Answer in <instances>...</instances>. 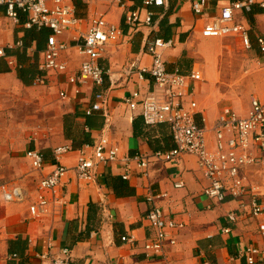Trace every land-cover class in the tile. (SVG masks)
Masks as SVG:
<instances>
[{
    "label": "crops",
    "instance_id": "1",
    "mask_svg": "<svg viewBox=\"0 0 264 264\" xmlns=\"http://www.w3.org/2000/svg\"><path fill=\"white\" fill-rule=\"evenodd\" d=\"M66 1L82 19L80 31H87L95 18L104 16L123 34L105 47L99 59L100 66L108 71L102 87L91 82L77 92L68 82L69 75L77 73L84 60L80 43L75 40L78 30L59 37L69 44L63 53L67 72L47 73L45 84L35 83L41 74L26 83L20 70L32 65L40 70L47 40L31 38L25 15L15 22L6 15L5 7L1 9L0 47L8 56L0 58V184L22 187L26 200L8 202L0 190V264H52L65 248L71 250V264H248L242 248L254 244L264 250V238L258 228L264 217L251 215L247 199L242 202L228 196L225 203L219 204L208 198V182L195 156L184 155L179 162L155 160L149 178L134 164L130 178L125 180L127 187L118 188V193L112 186L115 178L123 179L121 161L100 165L92 181L80 179L75 167L81 150L91 153L92 146L102 141L117 145L120 157L153 155L155 148L166 151L174 146L168 125L146 126L142 116L132 112L124 101L136 90L153 88L150 74L142 80L138 70L152 66L147 46L156 38L173 41L164 50L170 71L202 73L203 80L194 84L193 93L199 123L212 128L225 107L241 117L248 116L252 96L264 103V73L252 72L241 86L234 68L239 50L262 52L256 39L264 37V10L255 7L249 13L236 12V20L250 29L253 43L252 49L244 50L237 37L211 38L202 33L224 6L238 0H168L162 7L151 8L152 25L136 28L126 22V15L139 9L144 17L142 0ZM197 1L205 2V14L195 13L193 4ZM20 41L22 46L17 45ZM25 42L28 46L24 49ZM61 92L66 93V98L61 97ZM98 92H104L107 103L96 113L101 118L98 126L85 127L93 144L62 156L61 162L69 171L57 190V197L64 203L61 213L33 218L30 204L36 201L40 180L57 165L56 149L73 146V140L65 134V116L78 114L73 133L78 137L77 130L83 128L86 110L95 103ZM139 117L141 128L137 134L134 121ZM210 136L214 138L213 132ZM30 149L43 152L44 168L32 166L26 155ZM248 175L264 198V167L251 166ZM177 181H183L185 186L175 188ZM149 187L169 194L158 205L167 217L185 224L174 232L177 243L167 244L158 256L144 249L145 243L156 235L147 220L153 206L147 201ZM232 211L238 213L236 222L227 217ZM227 228L229 232H225ZM122 236L133 240L123 241ZM16 247L20 248L17 257L13 252ZM257 264H264V253L257 257Z\"/></svg>",
    "mask_w": 264,
    "mask_h": 264
},
{
    "label": "built area",
    "instance_id": "2",
    "mask_svg": "<svg viewBox=\"0 0 264 264\" xmlns=\"http://www.w3.org/2000/svg\"><path fill=\"white\" fill-rule=\"evenodd\" d=\"M168 0H142L146 15L142 17L141 10L127 13L126 22L133 28L141 25H152L154 12L152 7H162ZM5 7L6 15L15 22L20 21V16L25 15L27 28H49L51 33L47 38L44 59L40 70L44 73L36 80V84H45L47 73H65L68 70L67 61L63 53L69 44L59 40L60 36L77 31L75 40L79 42L80 53L84 57L77 73L68 77V82L73 84L77 92L83 86L94 83L97 87L105 84L108 74L100 64L105 47L117 41L123 34L120 27L109 23L104 16L95 18L87 31H80L82 19L75 13V9L66 0H0V11ZM254 7L264 10V0H238L224 6L220 13L206 24L202 33L205 37L239 38L242 48L250 50L253 47L250 29L236 20V12H252ZM197 14L206 13V4L197 1L193 4ZM257 43L264 52V37H257ZM173 44L172 40L156 38L149 42L148 53L153 58L150 68H140L138 75L145 79L149 73L154 85L151 90L143 92L136 90L125 98V103L130 110L142 116L147 126L166 124L170 127L174 147L166 151H157L153 155L137 153L120 157V148L117 145H107L105 141L92 146V152L81 150L78 163L75 167L80 179L92 181L100 165H108L121 161L124 172L122 178H130L133 165L140 169L141 174L150 176L151 165L155 160L179 162L184 155L195 156L208 184L205 194L215 203L223 204L227 197L240 201L248 200L250 213L253 217H264V198L259 186L250 180L248 170L251 166L264 167V103L252 96L251 108L248 116L241 117L232 108L222 109L216 123L212 128L199 123L197 119L198 105L193 100L194 84L203 80L199 70H192L183 74L179 70L170 71L164 58V50ZM22 46L23 42L17 43ZM5 48L0 47V58L7 57ZM15 62L10 61L13 65ZM61 97L66 98V93L61 92ZM107 103L104 92L96 94L95 103L87 108L86 115L101 111ZM210 132L214 138L211 139ZM70 146H61L55 151L57 165L51 173L39 182L36 201L30 204V213L33 218H40L49 214H60L64 203L57 197V190L66 176L69 168L61 160L65 153L72 151ZM32 166L42 169L46 164L43 152L35 149L27 151ZM175 188H183L185 183L177 181ZM4 198L8 202H23L26 192L18 185L9 183L0 184ZM50 194V195H48ZM169 197L164 191L149 187L147 201L153 204L147 215L156 235L148 240L145 251L150 255L163 254L167 244L175 245L177 239L174 232L181 230L185 224L167 217L158 202ZM244 206V203H242ZM228 219L236 222L239 219L236 211L229 212ZM260 235L264 238V221L259 223ZM227 228L225 232H229ZM91 235V234H90ZM123 241H132V237L122 236ZM242 255L248 264H257V257L264 250L254 244L242 248ZM17 257V255H14ZM52 264H71V250L62 249L60 254L53 259Z\"/></svg>",
    "mask_w": 264,
    "mask_h": 264
},
{
    "label": "trees",
    "instance_id": "3",
    "mask_svg": "<svg viewBox=\"0 0 264 264\" xmlns=\"http://www.w3.org/2000/svg\"><path fill=\"white\" fill-rule=\"evenodd\" d=\"M252 11H255V7L253 8ZM24 17V14L20 16V20ZM29 35L31 36L32 39L34 38H42V39H46L48 38L49 34L51 33V30L49 28H42V29H38L36 27L34 28H29ZM26 46H28V44L25 42V46L24 49L26 48ZM20 58V56H19ZM43 75V72L41 70H39L37 68V66L32 65L28 68H22L20 70V76L21 79L23 81H25L26 83H31L33 82V80L35 79V77L37 75ZM97 111L93 112L91 115H87V120L86 122L83 124V128L77 130L79 135L78 137L74 136V132H75V127L77 126V124L75 125L74 121L75 118L78 116V114H68L65 116V134L67 137H69L70 139L73 140V149H81L84 145L86 144H93V138L91 137V134L89 131L85 130V127H87L88 129H92L94 126H98L97 121H100L101 118L99 116L96 115ZM143 118V117H142ZM93 120L95 122H93ZM144 121V119L142 120ZM162 125V124H161ZM147 126V125H146ZM158 126V125H157ZM134 127H135V133H139V129L141 128V118H137L134 121ZM148 127H154V126H148ZM72 137V138H71ZM168 146V144H167ZM174 146L171 147V145L169 147H167L168 149L173 148ZM166 149V148H165ZM165 149H157L155 148V151H161V150H165ZM167 149V150H168ZM120 179V180H119ZM113 189L118 193V188H126L127 184L125 182V180L121 179V178H115L114 179V185L112 186ZM91 232L89 231V236H90ZM20 248L16 247L15 249H13V252H15V255H19Z\"/></svg>",
    "mask_w": 264,
    "mask_h": 264
},
{
    "label": "rangeland",
    "instance_id": "4",
    "mask_svg": "<svg viewBox=\"0 0 264 264\" xmlns=\"http://www.w3.org/2000/svg\"><path fill=\"white\" fill-rule=\"evenodd\" d=\"M239 61L234 67L240 76V85L242 86L246 79H250L249 75L253 74L257 75L259 73H264V52L253 51L251 53H245L242 50H239ZM250 69H253L250 71ZM250 71V72H249ZM246 77V78H244ZM251 82V81H250Z\"/></svg>",
    "mask_w": 264,
    "mask_h": 264
}]
</instances>
